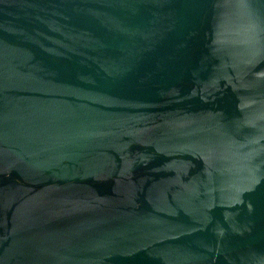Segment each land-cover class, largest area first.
Segmentation results:
<instances>
[{"label":"water","instance_id":"water-1","mask_svg":"<svg viewBox=\"0 0 264 264\" xmlns=\"http://www.w3.org/2000/svg\"><path fill=\"white\" fill-rule=\"evenodd\" d=\"M0 264H264V0H0Z\"/></svg>","mask_w":264,"mask_h":264}]
</instances>
